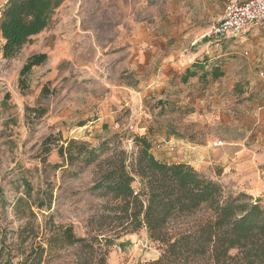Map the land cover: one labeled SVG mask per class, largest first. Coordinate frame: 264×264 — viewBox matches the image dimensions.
<instances>
[{"label":"rangeland","instance_id":"rangeland-1","mask_svg":"<svg viewBox=\"0 0 264 264\" xmlns=\"http://www.w3.org/2000/svg\"><path fill=\"white\" fill-rule=\"evenodd\" d=\"M225 3L63 0L10 59L0 33V264L161 256L145 229L99 249L92 237L108 199L92 190L96 163L64 165L56 145L69 139L98 145L126 135L131 150L133 135H145L160 161L186 162L226 195L245 193L264 209V27L208 36ZM39 53L47 60L22 75ZM195 62L204 69L183 82ZM214 68L223 75L214 78ZM66 227L86 241L69 243Z\"/></svg>","mask_w":264,"mask_h":264},{"label":"trees","instance_id":"trees-1","mask_svg":"<svg viewBox=\"0 0 264 264\" xmlns=\"http://www.w3.org/2000/svg\"><path fill=\"white\" fill-rule=\"evenodd\" d=\"M62 1L7 0L0 14L3 56L16 57L49 25ZM47 58L46 53L33 54L21 74ZM203 69V63L195 62L182 76L183 82ZM212 75L219 78L223 72L214 68ZM206 76L204 72L202 77ZM52 138L57 137L50 135L46 141ZM124 138L115 135L98 145L69 139L56 145L64 165H97L92 190L108 199L92 237L101 251L145 229L161 245L162 254L137 264H264V209L259 202L245 193L226 195L221 184L186 162L160 161L145 135H133L131 150L123 147ZM62 233L69 243L86 241L76 237L72 227ZM232 250L237 253L233 255ZM34 260L40 262L42 255Z\"/></svg>","mask_w":264,"mask_h":264},{"label":"built area","instance_id":"built-area-1","mask_svg":"<svg viewBox=\"0 0 264 264\" xmlns=\"http://www.w3.org/2000/svg\"><path fill=\"white\" fill-rule=\"evenodd\" d=\"M256 26L264 27V0H226L223 14L210 25L208 36L238 37Z\"/></svg>","mask_w":264,"mask_h":264}]
</instances>
